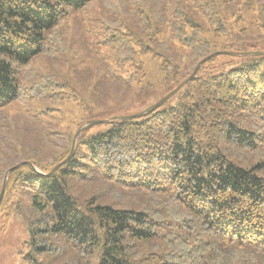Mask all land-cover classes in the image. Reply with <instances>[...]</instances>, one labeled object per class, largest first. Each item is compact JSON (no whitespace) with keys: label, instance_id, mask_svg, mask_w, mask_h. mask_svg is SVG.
<instances>
[{"label":"trees","instance_id":"16d2710c","mask_svg":"<svg viewBox=\"0 0 264 264\" xmlns=\"http://www.w3.org/2000/svg\"><path fill=\"white\" fill-rule=\"evenodd\" d=\"M92 2L0 0V109L25 101L90 108L67 80L28 75L40 57L59 51L65 23ZM233 2L149 0L134 7L136 18L103 21L92 53L107 65L104 77L139 91L150 86L142 58H154L163 96L212 51L253 49L252 31L226 26ZM241 2L258 14L263 36L264 0ZM158 3L164 12L171 7L172 19ZM201 14L212 28H201ZM71 140L52 162H32L40 172L23 163L8 173L4 221L25 188L46 230L92 264H264V55L210 57L153 112L83 129L73 154L45 174Z\"/></svg>","mask_w":264,"mask_h":264},{"label":"rangeland","instance_id":"374dc122","mask_svg":"<svg viewBox=\"0 0 264 264\" xmlns=\"http://www.w3.org/2000/svg\"><path fill=\"white\" fill-rule=\"evenodd\" d=\"M148 3L149 0H94L87 9L70 16L63 26L66 33L59 51L34 62L35 74L28 77L39 80L49 75L55 81L67 80L90 108L81 110L67 101L38 104L25 100L1 108L0 176H4L3 170L15 158L19 162H52L54 155L73 137L80 120L84 119L85 123L88 119L103 118V111H107L108 116L138 112L161 97L165 84L154 58H142L146 67L145 81L150 86L139 91L134 83L124 85L104 77L107 65L92 53L96 43L101 41L103 21L112 20L114 15L122 19L126 14L134 17V7ZM157 5L162 14L172 19L171 7L164 12V3ZM230 7L225 16L226 26L248 28L252 31L249 40L254 41L253 49L249 50L264 51V35L257 36L255 30L261 21L256 11H246L241 0H234ZM232 10L241 12L242 18L235 20L230 14ZM202 16L197 17L201 28H212ZM46 107L58 110L49 112ZM18 194L19 207L15 216L9 221L0 216V264L93 263L92 258L76 252L61 235L46 230L45 218L30 205L31 193L27 189H20Z\"/></svg>","mask_w":264,"mask_h":264},{"label":"water","instance_id":"95a60500","mask_svg":"<svg viewBox=\"0 0 264 264\" xmlns=\"http://www.w3.org/2000/svg\"><path fill=\"white\" fill-rule=\"evenodd\" d=\"M218 54H229V55H235V56H246V55H264V51L263 50H245V51H236V50H227V49H217L212 51L211 53L203 56L192 68V70L190 71V73L180 82L178 83L173 89H171L169 92H167L166 94H164L163 96H161L158 100H156L155 102H153L152 104H150L148 107H146L145 109L138 111V112H134V113H130V114H126V115H118V116H109L106 118H92V119H88L86 120L85 123L81 124L80 126H78V128L75 130L72 140H71V146H70V150L67 154V156L61 160L60 162L56 163L47 173L45 174H50L52 173L56 168H58L62 163H64L72 154L74 151V146H75V142L76 139L78 137V135L80 134V132L88 127L97 125V124H102V123H107L110 121H123V120H127V119H132L138 116H142L148 113L153 112L155 109H157L158 107H160L163 102H165L170 96H172L181 86H183L186 82H188L198 71V69L200 68V66L206 61L208 60L210 57L214 56V55H218ZM23 163H28L29 165H31V167L35 170L40 172L35 165L30 162V161H21L18 162L17 164H14L10 167H8L5 171L3 180H2V185L0 188V201L2 199L3 193H4V189H5V183L7 180V175L10 171H12L13 169L17 168L19 165L23 164Z\"/></svg>","mask_w":264,"mask_h":264}]
</instances>
